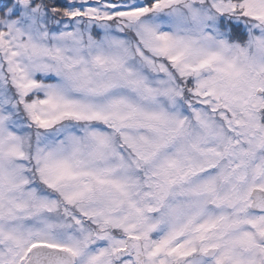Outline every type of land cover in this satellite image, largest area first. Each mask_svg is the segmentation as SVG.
<instances>
[{"label":"snow or ice","instance_id":"obj_1","mask_svg":"<svg viewBox=\"0 0 264 264\" xmlns=\"http://www.w3.org/2000/svg\"><path fill=\"white\" fill-rule=\"evenodd\" d=\"M0 264H264V0H0Z\"/></svg>","mask_w":264,"mask_h":264}]
</instances>
